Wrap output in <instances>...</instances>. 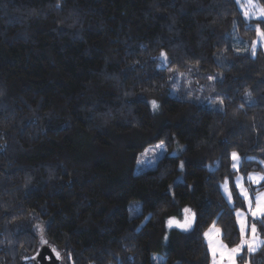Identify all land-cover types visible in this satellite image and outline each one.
Returning a JSON list of instances; mask_svg holds the SVG:
<instances>
[{
    "label": "trees",
    "instance_id": "obj_1",
    "mask_svg": "<svg viewBox=\"0 0 264 264\" xmlns=\"http://www.w3.org/2000/svg\"><path fill=\"white\" fill-rule=\"evenodd\" d=\"M256 23L235 0H0V264H36L37 224L68 264H210L213 222L235 245L220 182L239 200L233 176L264 173V52L235 50ZM162 50L185 78L159 71ZM217 95L222 111L194 99ZM185 207L193 229L169 228Z\"/></svg>",
    "mask_w": 264,
    "mask_h": 264
},
{
    "label": "snow or ice",
    "instance_id": "obj_2",
    "mask_svg": "<svg viewBox=\"0 0 264 264\" xmlns=\"http://www.w3.org/2000/svg\"><path fill=\"white\" fill-rule=\"evenodd\" d=\"M237 4H240V7L244 9L243 15L246 20H251L252 18H257L261 21V23H264V6H260L259 4H254L253 0H245L244 3H241V0H236ZM60 5L57 4V7ZM252 9H255L254 11ZM261 23L255 24V30L257 33V36L259 37V43L261 47H264V28L261 27ZM251 26V25H249ZM237 52L240 51H249V49H236ZM251 55L253 57L256 56L257 52V41H252L251 45ZM155 59L159 60V64L157 65V68L159 71L167 70L171 75L168 76L169 81L178 80L181 78L186 77V73L180 72L178 68L169 67L171 61L169 59L168 54L165 51H161L159 53V56ZM192 69L189 68L188 72L191 73ZM207 79L209 81H215L218 79V76H208ZM186 83L190 86L193 81L188 79L186 80ZM198 83V81H196ZM247 96H251L250 92L246 93ZM189 98L191 97V94H189ZM197 101H200L203 99V101L213 110L216 111H222L223 106L225 103V98L223 96H207V97H195ZM152 109L155 111L159 108V105L156 100L151 101ZM240 108H243L244 105L241 104L239 106ZM164 144L165 142L161 140L159 144L155 145V147L151 150L146 149L144 153H141V156H147L149 151H152L153 153L156 152V150H164ZM232 165L231 167L239 171V163H240V156L236 151H232L230 154ZM156 156H152L153 162L155 161ZM252 159V158H249ZM137 163L142 164L143 161L139 158H137ZM261 164H264V160L260 161ZM184 164L181 162L180 168L183 169ZM248 180L251 181L253 184H261L262 181H264V173H249L248 174ZM244 177L243 176H237L235 181V186L237 189H239V194L243 199L245 200L247 204V212L236 210V217L237 222L239 224V234H240V242L239 244L235 245L234 247H229L227 244L223 242L222 239L219 238L221 230L219 228H215V222H213V228H210L209 231L204 232V237L208 241V251L211 255V264H237V257H240L241 259H244V257L241 256V253L244 251V249H247V253L249 257H251L253 254L257 253L258 250L261 248H264V237H262L259 234V230L257 228V223L255 221H258L261 225H264V193H259L255 197V201H253L252 198L249 196V191L246 187H244L243 184ZM228 201L231 204L232 203V192L230 188L225 189ZM184 217L183 220H179L176 217H169L167 220V226L169 228H178L183 232H189L193 229L194 223L196 222V213L192 211L191 208L185 207L183 209ZM249 215L251 216L252 220L254 222L249 223ZM146 220L148 217L145 218ZM35 228L38 230L41 238V243L47 244L48 241L44 238V226L37 224L35 225ZM215 233V235H212V233ZM168 237L167 234L165 235V240L167 241ZM53 251L56 253L57 259H62L61 253L56 251L55 248H53ZM67 259L69 261L72 260V254L69 252L67 253ZM74 264V262H73ZM245 264H251L250 259L245 260Z\"/></svg>",
    "mask_w": 264,
    "mask_h": 264
},
{
    "label": "rangeland",
    "instance_id": "obj_3",
    "mask_svg": "<svg viewBox=\"0 0 264 264\" xmlns=\"http://www.w3.org/2000/svg\"><path fill=\"white\" fill-rule=\"evenodd\" d=\"M235 2H236V0H235ZM244 2H245V0H241V3H244ZM253 3H254V4H259L260 6H264V3H260V2H258V0H253ZM236 4H237V3H236ZM237 7H238V9L240 10V12H241L243 18L245 19L244 15H243L244 9H242V8L240 7V4H237ZM252 10L254 11L255 9H252ZM252 19H257V18L254 17V18H252ZM247 21H248V20H247ZM255 41H257V48H261L262 51L264 52V47H261V45H260V43H259V37L257 36V33H256ZM251 45H252V44H250V45H245V44H243V43H241V42L238 41V42H237V45L235 46V50H236V49H249V50H250V49H251ZM240 52H241V51H240ZM157 144H159V142H156V143H154V144L148 146L146 149L151 150V149H153V148L155 147V145H157ZM146 149H145V150H146ZM145 150L142 151L141 153H144ZM164 152H165V148H164V150H156L155 153H153L152 151H149L148 154H147V156H141V153H140L139 156H138V158L141 159V160L143 161V163H142V164H138V163L136 162V165H135V172H139V171H142V170H145V169H148V168H152V167H154V165H155L157 159H158L162 154H164ZM153 155L156 156V159H155L154 162H153V160H152V156H153ZM231 165H232V160H231ZM231 169L234 170L232 167H231ZM234 171H236V170H234ZM249 173H256V172H248V173H245V174L236 173V174L233 176V178H232V186L234 187V189H235V191H236V193H237V195L239 196L240 199H239V200H238V199H235V198L233 197L234 194H233V192H232V190H231V192H232V203H231V204H230L229 201H228V196H227V193H226V191H225L226 188H230V189H231L230 183H229V181H228L227 178H224V179L220 182V189H221V192H222V194H223L225 200L228 202L229 205H231L232 207H234L235 222H236V226H237V229H238V233H239V224H238V222H237L236 210H241V211L247 212V204H246L245 200L243 199V197L240 196V194H239V189H237L236 186H235L236 177H237V176H243V177H244V181H243L244 187H246V188L248 189V191H249V196H250V198L253 199V201H255V197H256V195H258L259 193H264V189H259L260 184H259V185H257V184H253L251 181L248 180L247 177H248V174H249ZM262 182H263V181H262ZM262 182H261V183H262ZM184 215H185V214L183 213V216H182L179 220H183ZM252 222H253V220H252L251 216L249 215V223H252ZM210 228H213V224L209 225V226L206 228L205 232H206V231H209ZM215 228H218V227L215 226ZM35 232H36V237H37V249H39V247H40L41 245H43V243H41L40 234H39V232H38V230H37L36 228H35ZM212 235H215V233L213 232ZM219 238L222 239V238H221V234H220ZM204 240H205V242H206V244H207V248H208V241L205 239V237H204ZM223 242H224V241H223ZM239 242H240V234H239V240H238V242H237L235 245L239 244ZM224 243H225V242H224ZM225 244H226V243H225ZM235 245H233V246H229V247L231 248V247H234ZM37 251H38V250H37ZM208 252H209V251H208ZM246 253H247V249L245 248L244 251L241 253V256H242L243 254H246ZM35 257H36V255H35ZM35 257H34V259H33V258L28 259V261L25 260V262H30V261H31L30 263H35V262H36ZM209 258H210V264H211V255H210V253H209ZM239 258H240V257H237V264H245V259H243L242 261H240ZM244 258H245V257H244ZM156 263H157V264H162V263H163V258H162L161 255H158V256L156 257ZM59 264H68V260L63 256V258H62V260H61V262H60Z\"/></svg>",
    "mask_w": 264,
    "mask_h": 264
},
{
    "label": "water",
    "instance_id": "obj_4",
    "mask_svg": "<svg viewBox=\"0 0 264 264\" xmlns=\"http://www.w3.org/2000/svg\"><path fill=\"white\" fill-rule=\"evenodd\" d=\"M53 248L55 247L48 243L41 245L36 253V264H59L61 259H57Z\"/></svg>",
    "mask_w": 264,
    "mask_h": 264
}]
</instances>
